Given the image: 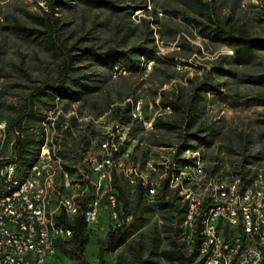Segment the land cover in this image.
Here are the masks:
<instances>
[{"label":"trees","instance_id":"1","mask_svg":"<svg viewBox=\"0 0 264 264\" xmlns=\"http://www.w3.org/2000/svg\"><path fill=\"white\" fill-rule=\"evenodd\" d=\"M41 1L46 7L42 13H30L21 7L0 13V78H12L9 83L0 80V87H5L0 90V111H8L9 118L5 119L9 129L24 132L14 150L21 167L35 162L45 141V134L38 138L31 134L32 128H38L46 117L35 110L38 102L46 109L58 104L68 113L75 107L81 116L109 114V121L129 126L131 139L135 140L131 161L143 166L150 158L149 145L167 144L162 139L152 140L153 134L131 119L133 106L143 98L153 103L158 99L157 109L171 108L167 114L170 118L158 117L153 129L159 138L170 133L179 137L173 160L186 162L177 155L186 148L210 149L218 143L225 159L215 155L209 164L227 163L245 183L249 182L246 166H264V129L245 131L222 117H209L207 107L215 101L213 94L227 92L221 91L224 83L205 75L201 79L187 78L185 86L171 84L182 77L178 61L186 64L200 50L190 41L198 36L203 45H211L214 50L226 46L232 51V55L224 56L227 67L222 74L245 83L246 88L264 87V63L258 61L264 38L254 33L258 19L239 8L235 0H162L163 10L170 18L161 24L156 7L149 11L151 18L140 17L138 22L132 19L138 10L148 9L149 0H130L123 5L115 0ZM172 18H180L183 24L175 26ZM155 32L165 41H175L178 48L166 54L159 51ZM134 38L139 41L130 43ZM151 61V72L142 78L143 65ZM130 77H134L132 82ZM143 84L147 86L142 87ZM8 86L23 92H14L18 97L14 102L6 101ZM249 91H244L235 104L264 105L263 97L249 96ZM64 123H68L63 134L71 141V151L80 150V156H84L92 140L101 148L105 138L97 128L89 123L79 128L78 118L60 115L59 130ZM252 124H264V118H256ZM113 177L124 202V218L131 219L102 241L104 247L97 253L100 264H105L104 255L108 253L116 254V264H158L160 259L168 264H202L199 239L190 253L179 242L176 223L186 207L169 192L166 182L149 204L143 199L140 179L130 193L121 184L120 177L127 183L123 175L114 172ZM87 210L88 201L74 221L67 224L60 222V215L57 217L60 223L73 228V236L61 241L59 248L74 264H91L85 249L89 231L87 216L83 214L87 215ZM155 212L162 222L152 223L148 231L141 232Z\"/></svg>","mask_w":264,"mask_h":264},{"label":"built area","instance_id":"2","mask_svg":"<svg viewBox=\"0 0 264 264\" xmlns=\"http://www.w3.org/2000/svg\"><path fill=\"white\" fill-rule=\"evenodd\" d=\"M140 11L142 10H138V13ZM179 63L180 61L177 67ZM53 114L55 110L49 111L45 119L49 122ZM3 120L6 119H0V138L5 140V150L0 158V188H6L16 176L12 175L13 164L19 161L14 151L15 145L18 138L24 137V132L20 129H2ZM56 128H49V131ZM92 144L93 142H90L91 147ZM64 148L67 153L76 152L79 177L75 179V187H86L87 195H58L55 208L60 213V222L68 223L74 221L77 216L70 215V206H73V201H81L83 210L85 200H92V215L83 214L88 217L89 237L85 249L89 253L94 249H102L104 247L102 241L131 219L130 216L124 218V202L119 195H110L107 178H114V172L121 173L126 178L130 193H133L140 179L144 190L143 199L146 203L152 204V199L149 198L152 175H143L137 164L128 165V167L125 165L128 164L129 155H126V147L118 141L116 132L111 134L106 151L100 157H89V166H82L79 163V150L71 151L66 134ZM115 155L127 156V163L123 166H113ZM174 161L172 159L170 162V170L164 178V182L169 185V192L175 196H182V199L185 193L194 195L187 245H181L183 249L187 253L193 250L198 234H192V226H200V216L208 215L209 235L206 252L200 254V262L203 264H264V190L263 196L241 193L240 188L219 191L222 207L214 208L209 201V188L208 192H200V189H193V183L190 181L189 188H182V180L173 179ZM47 163L49 160L45 147L44 161L34 170V177L24 190L0 199V264H56V255H52L50 247L46 246V235L49 232H56L57 242H60L62 234H73V228L70 226L69 231H61L59 227L58 230H50L48 221L38 217L37 172H41ZM239 177H241L240 174ZM66 179L68 176L61 170L59 180L53 182L51 186L63 187ZM200 194H208V201H200ZM99 210H106V218L100 221L97 230H90L91 218H97ZM157 215L158 212H155L151 218L156 224ZM90 263L100 264V261Z\"/></svg>","mask_w":264,"mask_h":264},{"label":"rangeland","instance_id":"3","mask_svg":"<svg viewBox=\"0 0 264 264\" xmlns=\"http://www.w3.org/2000/svg\"><path fill=\"white\" fill-rule=\"evenodd\" d=\"M116 2L120 4H127L130 0H115ZM162 0H149L148 1V9L142 10L139 13L136 12L134 16H132V19L135 22L139 21L140 17L143 18H151V15L149 11L152 10V7H156L157 9V15L159 19V23H164L165 21L170 18V15L163 10ZM239 8L244 9L247 11L250 15L256 17L258 21H256L255 25V31L254 33L257 36H260L264 38V0H235ZM23 8L25 11H28L30 13H42L43 9H45L44 2L41 0H0V13L8 8L16 9V8ZM159 8V9H158ZM162 9V13L160 11ZM140 15L139 17L137 16ZM175 22V26H180L183 24V21L180 18H172ZM153 28L156 29V27L153 25ZM156 34V43L157 48L159 51L163 52L164 54L177 49L175 41H165L159 34ZM159 35V36H158ZM139 40L137 38H134L130 41V43H136ZM192 43L197 45L200 50L197 51L192 55L191 58L188 59L186 64H183L181 62V66L177 69L181 72L182 77L174 80L171 82V84H177V85H187L188 82L186 79H194L196 76H198L200 79L203 78L205 75H210L216 82H222L224 83V87L221 91H227V92H221L223 94H213L215 98L214 102H210L207 107L209 117L212 120H218L220 117H222L225 122L229 123L231 126H235L239 129H243L245 131L252 129H264V124H252V121L256 118H264V105H251V106H244V105H236L235 101L241 100V96L244 94L243 92L246 90L249 91V96H255L259 95L264 98V87H253L248 86L246 88L245 83H240L236 81L235 79L225 76L222 74V70L227 67V64L225 62L224 56L225 55H232V51L226 47L222 46L218 50H214L211 45H203L200 42V37L196 36L195 39L190 40ZM184 61V60H183ZM258 61L259 63H264V50L260 51L258 54ZM151 64L153 66V62H148L143 65L144 72L141 73L142 78H146L149 75V71H147L148 65ZM121 71L114 74V77H116ZM125 73V72H123ZM132 79L134 77H130L128 80L129 82H132ZM4 83H9L12 81L11 77L8 76H2L0 78ZM139 83L142 84L141 78H139ZM144 83V82H143ZM170 84V85H171ZM169 85V87H170ZM147 84H143L142 87H146ZM5 87H0V90H3ZM227 88L230 89V91L227 90ZM8 91V93H7ZM16 91L17 94H22V90L20 91L17 88H12L10 86L6 87V91L4 93L6 97L7 102H14L15 99L18 97L15 96L14 92ZM225 93V94H224ZM211 95V94H210ZM143 102V106L145 108V116H146V122L149 124V122L153 119V111L157 107L159 100L157 99L155 101V104H148V100L143 98L139 100V102ZM145 103V105H144ZM35 110L41 112L42 114L49 115V111H54L55 114H53L50 117V120L48 122L47 119H45L42 123H40V126L38 128L34 127L32 128L31 134L33 137L38 138L42 137V134L44 135V144H47L50 146L51 150L58 149L59 153L64 158L65 162L72 167V175L73 177H79V167L78 162L76 158V152H68L64 148V142H65V136L63 134V131L68 126V123H64L61 125V130L58 129L57 126V120L58 117L64 116L66 119H68L71 116H74L78 118V124L79 128L84 127V123H89L90 125L97 128L100 133L102 134L103 138H105L103 144L107 143L109 139H111V134L116 132V128L118 124H121L116 121H109V114L104 115L102 117H95L91 115L81 116L77 109L74 107L72 110L68 112L63 111L62 108L58 104H55L50 109H46L44 105H41L39 102L37 103ZM160 109V108H159ZM6 112L0 111V116L4 118H9V115ZM3 119V118H1ZM8 122V121H7ZM144 131L149 132L153 130L154 126L149 128L145 124H142ZM57 127V128H56ZM49 128H56V130L49 131ZM128 128V136L125 142H123V147H126V155H129L128 157V164L127 163V156L124 155H115V159L113 160L114 166H123L125 164L127 167L128 165H135L137 164V167L139 171L143 175H152L151 181L152 182H160L161 178L168 174V166L170 165V162L172 161V155L176 153L177 146H178V140L179 137L177 135H171L169 139L167 140L164 145L157 144L154 145V147L150 148L149 151V159L146 161V163L143 166H140L139 163H134L131 161V152L134 145V140L131 139L130 136V127ZM39 131H42L40 133ZM49 132V135H48ZM103 140V139H102ZM68 141V147L71 148V141L69 140V137L67 138ZM92 142H95L92 140ZM96 143V142H95ZM103 144L101 145V148L98 149L97 147L99 144L96 143V146L92 145V147H89V150L85 153L84 156H80V150H79V163L82 166H89V157H100L101 154L106 151L103 149ZM43 146V145H42ZM90 151V152H89ZM178 158L186 159V162L181 161H174L178 162L175 163L179 167H190L194 166L195 164H202V166L206 169L207 175L210 176H228L230 174L238 175L237 172L227 163L222 165H216V164H209L211 161L210 157H214L215 155L220 159H225L224 157V150L216 143L213 147L210 149H200V148H186L185 150L177 153ZM187 162H190L191 165ZM247 178L249 179L248 183L253 182L256 178L260 179V175H264V166L260 165H252L250 167H247ZM213 174V175H212ZM122 174L120 173L119 176ZM124 176V175H123ZM239 176V175H238ZM242 178V177H241ZM59 180V178H56V181ZM121 184L126 188L127 191H129V187L127 183L120 177ZM243 180V179H242ZM116 188V186H115ZM117 189V188H116ZM57 194H62V188L58 187L56 188ZM180 199V197H179ZM185 214V213H184ZM184 217V215H183ZM183 217L179 216L177 220V229H178V239L181 244L187 245V232L184 230L183 227ZM106 218V211L102 213V221H104ZM162 222L161 216L157 215V224L159 225ZM155 223L152 221V219L149 221L148 224H146L142 231L145 233L148 231L150 224ZM100 250H95L89 253L86 252L87 258L90 262H97L99 261V258L97 256V253ZM121 251L117 252L118 254ZM56 264H74V262L68 258L67 256L61 254L59 251ZM116 254H105L104 259L107 264H116ZM158 264H168L163 259L159 260Z\"/></svg>","mask_w":264,"mask_h":264},{"label":"bare ground","instance_id":"4","mask_svg":"<svg viewBox=\"0 0 264 264\" xmlns=\"http://www.w3.org/2000/svg\"><path fill=\"white\" fill-rule=\"evenodd\" d=\"M163 14V13H162ZM181 66V62L179 66ZM177 67V68H178ZM152 65L149 64L147 71L151 72ZM171 113V108L167 107L165 109H158L153 119L149 122H146L145 108L143 102L140 101L133 106L130 116L132 120L138 121L141 124H145L149 128L154 126L155 120L162 116ZM161 118V117H160ZM159 119V118H158ZM7 120H3L2 129L8 128ZM153 129V128H152ZM128 128L125 125L118 124L116 128V133H118V141L122 144L126 141L128 136ZM93 145V144H92ZM123 146V144H122ZM47 149V158L49 163L41 170L37 172V186H38V196H37V206H38V217L42 218L43 221H48V228L50 230H58V227L61 231H69V227L65 224L60 223L57 220V217L60 213L57 211L56 207V197L58 196L56 188H53L51 184L56 181V178H60V171L63 170V173L68 176L65 184L62 188L61 195H72V196H85L87 195V188L83 186L75 187V179L72 175V167L68 165L62 155L59 153V150L56 148L54 150L50 149V146L43 144L39 155L37 156L35 162H33L28 167H21L17 162L12 166V175H16L12 182L8 183L6 188H0V199H5L8 195H14L16 192L24 190L25 186L29 183L31 178L34 177V170L37 166L44 161V150ZM107 143L103 144V149L106 150ZM5 150V140L0 138V158L2 157V152ZM122 156V155H121ZM114 160V159H113ZM176 163V162H175ZM174 163L173 166V179L182 180V188H189V181L193 183V189H200V192H208L209 188V201L214 208L222 207V198L220 197V192L223 190H228L231 188H240L241 193H250L251 195L263 196L264 190V175H260V179L256 178L251 183H245L241 177L235 174H230L228 176H208L206 169L202 164H195L190 167H179ZM90 165V161H89ZM191 165V164H190ZM114 166V165H113ZM200 167V168H198ZM170 170V165L168 166V171ZM167 175V174H166ZM164 175L160 182H152L149 185V198L156 196L162 184L164 183ZM107 186L109 188L110 195H118L117 189L115 188L114 178H107ZM58 188V187H57ZM180 197V202L182 206L186 207V211L183 217V227L184 230L188 233V227L190 224V217L192 212V207L194 206V195L192 193H185L184 199ZM88 201V210L87 215H92V200H85L84 203ZM200 201H208V194H200ZM83 203V204H84ZM153 203V200H152ZM81 209V201H73V206H70V215H77L78 210ZM106 210H99L97 218H91L90 230H97V226L100 225L102 221V213ZM88 224V217L86 219ZM200 226H192V234L199 233V255L206 252V244L209 235V216L201 215L200 216ZM89 231V230H88ZM264 233V225H263ZM73 236V234H62L60 236V242L63 240H68ZM57 242L56 232H49L46 235V246L50 247V252L52 255H56V263L58 258V253L60 251L59 243ZM61 244V243H60ZM101 250V249H94ZM203 264V262H202Z\"/></svg>","mask_w":264,"mask_h":264},{"label":"crops","instance_id":"5","mask_svg":"<svg viewBox=\"0 0 264 264\" xmlns=\"http://www.w3.org/2000/svg\"><path fill=\"white\" fill-rule=\"evenodd\" d=\"M172 81H174V80H172ZM169 85H170V84H169ZM169 85L164 86V88H168ZM156 100H157V99H156ZM156 100H155V101H156ZM147 103H148V104H155V102L153 103V102H150V101H148ZM144 105H145V103H144ZM145 106H146V105H145ZM157 111H158V109L155 108L154 111H153V116L156 114ZM160 117H161L162 119H169V118H170V116H168V115H162V116H160ZM161 118H159V119H161ZM148 133H152V134H153V135L151 136L152 140H159V139H162V141H163L164 143H166V141L170 138V136L173 135L172 133H170L169 136H164L163 138H159V135H158V133H156L155 129L149 131ZM169 140H171V139H169ZM134 141H135V140H134ZM134 145H135V142H134ZM134 145H133V146H134ZM154 145H155V144H151V145L148 146L149 151H150V148L154 147ZM159 145H160V144H159ZM156 146H157V145H156ZM181 205H182V204H181ZM178 206H179V205H178ZM180 208H181V207H180ZM105 264H107L106 261H105ZM113 264H114V263H113Z\"/></svg>","mask_w":264,"mask_h":264}]
</instances>
